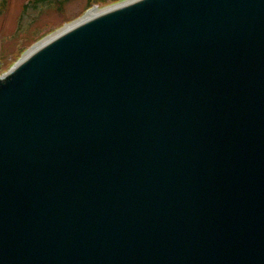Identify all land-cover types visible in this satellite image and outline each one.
I'll use <instances>...</instances> for the list:
<instances>
[{
  "label": "water",
  "instance_id": "95a60500",
  "mask_svg": "<svg viewBox=\"0 0 264 264\" xmlns=\"http://www.w3.org/2000/svg\"><path fill=\"white\" fill-rule=\"evenodd\" d=\"M98 11L0 76V264H264V0Z\"/></svg>",
  "mask_w": 264,
  "mask_h": 264
},
{
  "label": "rangeland",
  "instance_id": "374dc122",
  "mask_svg": "<svg viewBox=\"0 0 264 264\" xmlns=\"http://www.w3.org/2000/svg\"><path fill=\"white\" fill-rule=\"evenodd\" d=\"M30 1L0 0V76L36 44L83 19L88 12L128 0H62L37 9L30 6L25 11Z\"/></svg>",
  "mask_w": 264,
  "mask_h": 264
},
{
  "label": "trees",
  "instance_id": "16d2710c",
  "mask_svg": "<svg viewBox=\"0 0 264 264\" xmlns=\"http://www.w3.org/2000/svg\"><path fill=\"white\" fill-rule=\"evenodd\" d=\"M62 0H31L26 6H25V11L28 10L31 7L33 8H38V6L41 5H50L53 2H57L58 4H60ZM5 4V3H4ZM5 5H3L4 7Z\"/></svg>",
  "mask_w": 264,
  "mask_h": 264
},
{
  "label": "bare ground",
  "instance_id": "6f19581e",
  "mask_svg": "<svg viewBox=\"0 0 264 264\" xmlns=\"http://www.w3.org/2000/svg\"><path fill=\"white\" fill-rule=\"evenodd\" d=\"M100 10V9H99ZM97 13H99V11H98V9H95V10H93V11H90L88 14H87V17H85V18H91V17H93V16H95V14H97ZM82 20H79L77 23H79V22H81ZM69 27H67L66 29H68ZM64 31V30H63ZM62 32V31H61ZM58 33H60V32H58ZM58 33H56V34H58ZM55 35V34H54ZM53 35V36H54Z\"/></svg>",
  "mask_w": 264,
  "mask_h": 264
}]
</instances>
